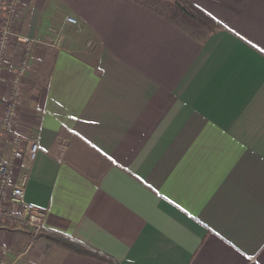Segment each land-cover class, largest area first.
Listing matches in <instances>:
<instances>
[{"label": "crops", "instance_id": "0c3cea01", "mask_svg": "<svg viewBox=\"0 0 264 264\" xmlns=\"http://www.w3.org/2000/svg\"><path fill=\"white\" fill-rule=\"evenodd\" d=\"M194 4L222 26L202 42L130 0H26L10 61L36 42L21 119L40 151L13 163L46 225H0L4 264H107L45 233L114 264H264V0Z\"/></svg>", "mask_w": 264, "mask_h": 264}, {"label": "built area", "instance_id": "2783aa9c", "mask_svg": "<svg viewBox=\"0 0 264 264\" xmlns=\"http://www.w3.org/2000/svg\"><path fill=\"white\" fill-rule=\"evenodd\" d=\"M25 5L26 0H0V225L25 228L37 237L45 229L46 213L25 202L28 170L15 175L13 163L22 159V148L26 144L28 163L34 161L40 151L33 140L34 135L30 129L23 127L21 119L23 82L30 70L36 42L25 39L17 50V58L10 61L14 54L13 26ZM65 23L70 27L77 26V21L71 17H67ZM4 82L8 87L2 91ZM0 264L4 263L0 261Z\"/></svg>", "mask_w": 264, "mask_h": 264}, {"label": "trees", "instance_id": "16d2710c", "mask_svg": "<svg viewBox=\"0 0 264 264\" xmlns=\"http://www.w3.org/2000/svg\"><path fill=\"white\" fill-rule=\"evenodd\" d=\"M139 4L167 22L176 26L195 41L202 42L209 35L220 30L222 26L210 16L198 9L194 0H130ZM44 238L76 255H82L103 263L114 264L113 261L91 248L77 243L65 236L53 233H45Z\"/></svg>", "mask_w": 264, "mask_h": 264}, {"label": "rangeland", "instance_id": "374dc122", "mask_svg": "<svg viewBox=\"0 0 264 264\" xmlns=\"http://www.w3.org/2000/svg\"><path fill=\"white\" fill-rule=\"evenodd\" d=\"M169 2H174L175 0H167ZM29 5V3H28ZM26 12H29L28 10ZM79 34L77 27L70 28L64 32H62V35L70 36V37H76ZM87 43V42H86ZM90 42H88L86 45H89ZM50 69V63L46 64L43 68H40L37 71V74L34 75V81L36 82V85L38 87H44L46 85L47 79H48V73Z\"/></svg>", "mask_w": 264, "mask_h": 264}, {"label": "snow or ice", "instance_id": "6c2138e0", "mask_svg": "<svg viewBox=\"0 0 264 264\" xmlns=\"http://www.w3.org/2000/svg\"><path fill=\"white\" fill-rule=\"evenodd\" d=\"M71 119H76L75 116L71 117ZM239 251V250H237ZM253 257L250 255H246L244 253L240 254V259L237 261V264H247L248 261H252Z\"/></svg>", "mask_w": 264, "mask_h": 264}]
</instances>
